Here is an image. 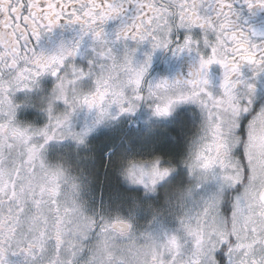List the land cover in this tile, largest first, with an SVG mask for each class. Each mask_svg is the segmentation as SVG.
Instances as JSON below:
<instances>
[{"label":"clouds","instance_id":"1","mask_svg":"<svg viewBox=\"0 0 264 264\" xmlns=\"http://www.w3.org/2000/svg\"><path fill=\"white\" fill-rule=\"evenodd\" d=\"M170 6L166 22L157 21L141 34L143 39L135 40L121 34V23L109 32V21L69 23L72 17H62L40 28L38 39L32 36L27 72L0 75V92L8 84L12 98L3 119L14 109L19 112L18 97L27 92L32 97L26 105L31 118L23 122L33 142H45L48 135L68 141L55 161L63 173L59 200L65 207L78 205L72 238L78 241L82 259L73 264H160L162 259L165 264H219L216 252L223 245L232 264H264V150H253L258 164L246 173L236 133L240 112L252 110L256 114L250 121L252 135L264 141V90L260 87L264 60L234 58L229 68L213 61L201 70L202 59L213 55V47L217 54L229 45L243 44L255 51L251 48L255 44L264 49V0H183V4L171 0ZM173 27L186 31L190 37L186 46L171 41ZM56 30H63V37L46 44ZM157 53L189 57L187 73L153 76L150 68ZM232 64L236 71L230 72L225 83ZM213 66L221 71L215 90L208 79ZM246 68L250 75H245ZM137 77L138 87L133 83ZM193 93L205 103L176 101L167 115L155 114L157 105ZM116 101H130L134 105L130 113H139L140 122L133 128L124 121L106 128L102 135L109 136L111 143L103 145L98 137L89 138L86 128L111 124L122 114L119 107L123 105ZM189 103L196 105V111L181 116V105ZM85 116L90 124L78 127ZM11 123L20 120L14 118ZM2 131L7 148L8 133ZM109 146L113 150L108 201L128 216L130 227L124 232L97 230L93 235L89 221L101 224L106 219L95 220V214L85 211L89 201L84 193L90 194L95 186ZM18 147L13 141L10 151L16 156L22 154ZM11 172L6 168L2 178ZM25 182H35L34 173H28ZM25 191L23 184L19 198L24 214L15 235L0 242V264H68L70 250H61L58 239L65 234L56 230L46 206L34 212L26 203ZM253 226L255 232L250 233ZM256 233L262 238L252 243ZM173 238L175 248L169 243Z\"/></svg>","mask_w":264,"mask_h":264},{"label":"snow or ice","instance_id":"2","mask_svg":"<svg viewBox=\"0 0 264 264\" xmlns=\"http://www.w3.org/2000/svg\"><path fill=\"white\" fill-rule=\"evenodd\" d=\"M170 4L171 0H83V6L81 7L80 0H0V75L13 72L22 75L27 72L29 70V42L32 36H36L38 39L40 28L53 25L62 17H72V19H69V23L76 21L95 23L97 21L107 22L118 19L123 26L121 34L126 39L130 37L135 40L138 36L143 39L141 34L148 31L157 21H167L169 13L172 11ZM181 4H183V0H181ZM129 10L131 14L126 16L125 14ZM182 15L183 11L181 10L177 18H180ZM170 31L172 42L186 46L190 37L183 28L173 27ZM5 36L11 37V40H6ZM251 48L256 50L252 51L243 44H239L238 46L229 45L217 54L216 47H213V55L207 59H202L201 70H206L207 65L213 61H218L226 68H229V62L234 58L252 60L255 63L264 60V49L259 48L255 44ZM231 71H236L235 64H232L230 70L225 73V83H227V76ZM204 81L207 83L206 75ZM133 83L138 87L140 84L139 77ZM136 99L139 100L142 97L137 96ZM187 100L205 103L198 100L197 93L180 95L175 97L174 100L169 99L164 104L157 105L155 114L167 115L174 102ZM116 103L123 105L119 107L121 113L134 111V105L130 101L126 104L123 101H116ZM103 114H106V110H102ZM255 117L256 114L252 110H243L237 117L239 126L236 129V133L240 138L239 150L241 159L246 164V173L253 171L258 164V159L253 151L254 149L257 151V146L254 143L257 138L252 135L250 127V121H253ZM5 127L6 125H0V129ZM53 138L52 135H48L45 143ZM2 141L3 139H0V242L10 239L17 231V226L20 224L24 214V204L19 197L25 177L28 175L27 170L31 167V156L40 152L44 147V145H39V147L25 146L27 148L26 153L19 155L20 166H16V161L13 160L11 166L12 172L5 179L2 177L7 168L6 165L9 164L10 156L6 155ZM11 147V145L7 147L9 153ZM25 155L28 156L29 160L27 164L23 162ZM14 173L15 176L13 175ZM29 204L35 210L41 207V202L35 199ZM68 212V209H64L62 213L58 210L57 219L63 222ZM92 223L100 231H109L117 227H130L128 221L121 220L120 218H117L113 223L102 222L101 224H97L94 220ZM249 232H255V226L250 228ZM261 238L262 235L256 233L255 240L252 243L258 242ZM58 239H60L62 245V236H59ZM169 243L173 248L176 247L175 238L170 240ZM29 247H32L31 242H29ZM216 259L219 261V264H232V257L227 245H223L217 250ZM160 264H165V261L162 259Z\"/></svg>","mask_w":264,"mask_h":264},{"label":"flooded vegetation","instance_id":"3","mask_svg":"<svg viewBox=\"0 0 264 264\" xmlns=\"http://www.w3.org/2000/svg\"><path fill=\"white\" fill-rule=\"evenodd\" d=\"M131 11L129 10L128 13L125 15H130ZM179 19V18H178ZM120 25V20H110L106 25V31H113ZM257 27H260L258 24ZM64 35L63 30H56L52 34H50L47 38L45 43L46 44H55L60 38ZM190 62V58L186 56L181 57H172L170 54L162 55L157 53L153 59L152 67L150 68V73L153 76H161V75H179L183 76L188 71V63ZM245 75H250V71L246 68L244 70ZM221 77V71L219 66H213L208 72V79H209V87L211 90H215L218 88L219 80ZM261 89L264 90V82L260 85ZM8 84L3 85L2 92H0V125H6L5 128L0 129V139H4L3 131L7 130L8 133V145L13 144L15 141L16 145H18V151L21 148L22 143L31 144L33 143V136L31 135H24L22 134V128L27 126L26 123L23 122L26 118H31L30 113H26L29 109L26 107L27 104L32 102V97L27 92H21L18 97V103L21 105L19 112L17 113L15 109L13 110V114L9 115L8 118L5 120L3 119L4 114L8 111L7 105L12 104V98L8 94ZM195 112L196 105L195 104H183L181 105V116L187 112ZM16 118L20 120V123L13 125L11 121ZM180 118V116H178ZM90 122L85 116L84 121L82 124H78V127L84 126L85 122ZM93 129V130H92ZM89 130V133H95V131H99V126L92 127ZM27 137V138H25ZM43 141V140H41ZM44 142V141H43ZM68 143V141L64 140H48V143H45V148L42 149L40 152L32 154L31 156V167L28 168V173H34L35 175V182L28 183L24 182V187L26 189L25 196L27 197V202L31 203L33 199L41 202V205L46 206L45 210L52 218V223L55 225V228L58 232H61L67 236L65 239V235H61L63 239V244L60 245L61 250L67 247L70 250V255L67 257L68 264H73V261H80L82 259L80 255V251L77 249L76 245L78 243L77 240L72 238V233L75 231V225L73 222L74 215L78 211V205H75L73 202V207H65L63 206V202L59 200L61 188H62V181L60 180V176H62V170L60 166L56 163L55 158L57 153L61 150L62 145ZM257 146V151L264 150V141L256 140L254 142ZM35 145H31L30 147H34ZM36 147V146H35ZM50 150V151H49ZM43 151V155H42ZM20 152V151H19ZM6 155L10 156L9 164L6 165L7 168H11L12 161H16V166H20V159L19 156H16L13 151H10L8 148H5ZM26 153V152H21ZM42 155V157H41ZM38 159V160H34ZM23 162L25 164L29 163L28 156L25 155L23 158ZM109 165V161L107 160ZM42 164V167H41ZM107 165V167H108ZM15 176V173L13 174ZM97 173V180L95 186L92 188L91 193L88 192L84 193V198L89 203L85 207V211L89 214H95L106 219L105 221L101 222H109L107 221L110 216L116 220L117 218L121 219L120 216V209L116 204H111V208L109 206L108 201V192H109V182L104 179V181H99ZM47 185H44V184ZM50 205V206H49ZM99 207L101 208L99 210ZM64 209H68L69 212L65 216L63 222L57 219L58 210L59 212H63ZM75 209V211H73ZM34 212L36 211L35 208L33 209ZM97 220V219H95ZM100 220V219H99ZM114 220V221H115ZM93 220L89 221L90 228L89 231L94 235L98 228L95 227V224L92 223ZM44 223L48 224V218L45 217ZM118 232H122V229L125 228L117 227Z\"/></svg>","mask_w":264,"mask_h":264},{"label":"rangeland","instance_id":"4","mask_svg":"<svg viewBox=\"0 0 264 264\" xmlns=\"http://www.w3.org/2000/svg\"><path fill=\"white\" fill-rule=\"evenodd\" d=\"M138 115H139V113H122V114H119V115L115 116L111 124H108V125H105V124H97V126L101 127V130H100L101 132L99 133V135L102 134L105 131L106 128L115 127L117 124H119L122 121L127 122V127H129V128H133V127L138 126V124L140 122L137 119ZM88 124H90V122H87L86 121L84 123V125H88ZM26 129H27V126H24V128H22V134H24V135H31L32 133L28 132ZM90 129H92V127H87L86 128V133H87V136L88 137H90L92 135L91 133H89V130ZM106 138L108 140L110 137L109 136H105L104 139H106ZM31 145H35L36 147H39V145H44V147L42 148V149H44L46 144H44L43 141H40L39 143L33 142L31 144L22 143L21 144V148H20L19 151L20 152H26L27 151V148L25 146L30 147ZM111 153H112V150L109 152V154H107V156L111 155ZM41 157H42V155H41ZM34 160L36 161L38 159H34ZM44 185H47V184L45 183ZM109 206H110V204H109ZM110 208H111V206H110ZM100 209L101 208L99 207V210ZM96 216L97 217L95 219H97V220H99L100 217H101L100 214H98ZM120 216H121V220L124 219V221H128V216L125 215L121 210H120ZM102 217H105V216L103 215ZM105 218H107V217H105ZM109 219H111V220L108 223H113L114 220H115L113 218V216H110ZM117 231H119V230L117 229ZM122 232H124L123 229H122Z\"/></svg>","mask_w":264,"mask_h":264},{"label":"trees","instance_id":"5","mask_svg":"<svg viewBox=\"0 0 264 264\" xmlns=\"http://www.w3.org/2000/svg\"><path fill=\"white\" fill-rule=\"evenodd\" d=\"M99 143L103 144V145H108L111 143L110 138L107 140L104 138L99 137ZM113 150L111 146L107 147V150L104 152L103 154V163L100 165V169L98 172V179L99 181H104V179L107 180V183L109 182V176H108V172H109V165L107 163V160H110L111 155L107 156V154H109V151ZM108 165V167H107Z\"/></svg>","mask_w":264,"mask_h":264}]
</instances>
